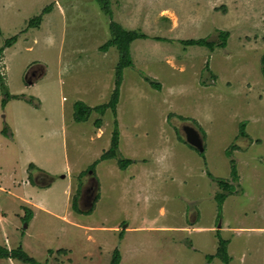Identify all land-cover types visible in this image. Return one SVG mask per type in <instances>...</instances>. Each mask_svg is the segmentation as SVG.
I'll return each mask as SVG.
<instances>
[{
	"label": "rangeland",
	"instance_id": "obj_1",
	"mask_svg": "<svg viewBox=\"0 0 264 264\" xmlns=\"http://www.w3.org/2000/svg\"><path fill=\"white\" fill-rule=\"evenodd\" d=\"M108 1L114 23L148 39L130 45L116 117L108 109L76 124V101L95 108L112 96L119 54L99 50L111 40L109 18L95 0H0V48L18 39L0 57V75L8 94L20 97L2 109L0 87V177L16 164L20 182L29 162L67 175L18 196L0 193V250L21 251L33 264H110L115 250L119 264H209L221 239L229 264H264V0ZM47 8L42 25L30 28ZM220 32L229 33L225 48ZM188 40L216 46L181 45ZM115 121L119 157L135 161L125 170L116 160L99 162ZM183 123L202 134V154L178 138ZM241 125L247 138L239 137ZM206 173L233 184V194ZM86 176L83 211L98 197L90 215L73 208ZM37 188L48 190L44 200ZM220 193L227 198L219 212ZM22 200L65 219L35 211L26 222L32 209ZM0 264L24 263L0 257Z\"/></svg>",
	"mask_w": 264,
	"mask_h": 264
},
{
	"label": "trees",
	"instance_id": "obj_2",
	"mask_svg": "<svg viewBox=\"0 0 264 264\" xmlns=\"http://www.w3.org/2000/svg\"><path fill=\"white\" fill-rule=\"evenodd\" d=\"M95 1L99 4L103 14L109 18V20H110L109 29L111 32V40L108 41L106 44H104V46L100 47L99 50L102 53H106L109 48L115 47L118 54H119V61H118V64H117V67L115 70L114 89H113L110 101L107 104H103V105L97 106L95 108H90V107L86 106L84 103H82L80 101H76L73 105V119H72L73 122L76 124L86 122L89 119L92 112L100 114V116H103L108 109H110L112 111L113 116L116 117V106L118 105L119 95H120V87L122 84V71L126 68L132 67V61H131L130 52H129L130 45L136 40L148 39V36H146L145 34H142L138 31L137 32L126 31L120 25H118L117 23H114L112 21V16H111L112 14L110 11V2L108 0H95ZM49 12H50L49 8L44 10L41 16H39L38 18H36L35 20H33L29 23V27L30 28H38L40 23H41V17L44 15H47ZM219 37H220V42L218 43L219 48H225L227 38L229 37V33L228 32H220ZM154 40L160 41L159 39H154ZM16 41H17V36L6 40L4 42L3 47L0 48V57L3 55L4 51L6 49L11 48L16 43ZM180 43H181V45L183 44V46H185V47H193V46L194 47H206L211 52L213 51L214 47L216 46L215 43H210L206 40H198V41L188 40V41H181ZM261 60H262L261 63L264 66V57ZM206 69H207V67H206ZM263 74H264V71H263ZM144 81L146 83H148L152 88H154L158 91L161 89L159 84H156L155 82L149 80L148 78H145ZM2 82L3 81H2V78L0 75V87H1V90L3 91V97H4L2 102H1V108L3 109V108H5L6 104L9 101H11V100L12 101H15V100L19 101L20 97L9 95L7 88L4 87L5 85ZM101 126H102L101 120H97L95 122V128L100 129ZM1 133L3 135L7 136V127L4 128L1 131ZM239 137L247 138L246 134L244 133V125L240 126ZM178 138L181 140L180 137H178ZM118 146H119V133H118V125H117V122L115 121L114 122V131H113L111 144H110V149L108 152H106L100 156L99 162L111 160V159L116 160L120 170H125L127 167L132 165L134 162L132 160H124L123 158H120L119 152H118ZM228 153L229 152H226V154H228ZM96 165H97V163H95L90 168L91 171H94V168ZM231 165L232 166H231L230 175L232 178V182L234 181V183H236L238 180L236 168H235L233 162H231ZM33 168H34V166L32 164H30L29 169L31 170ZM206 175L209 179H211L213 182H215V184L223 192L228 193L229 195L233 194V189H232L233 184L231 185V184H228L227 182H225L223 180H217V179L213 178L209 173H206ZM29 183L31 185H34L31 175L29 176ZM226 198L227 197L223 193L215 195V199L218 202V211L219 212L221 211L222 205H223ZM75 201L77 202L76 198H74V201H73V208L75 209V211L78 214L90 215V213L94 209V204L98 201V197H95L91 209H89L88 211H85V212H80L78 210L77 205L75 204ZM26 214L27 215H25L23 220L26 222H29L31 220L33 214L29 210L26 212ZM218 243H219L218 244L219 246H218V250L216 252L217 254L214 256H207L206 261L209 264H211V262L215 258H217V257L223 258L224 257V260H223L224 264H229L231 259L228 257L227 250H226L228 243L221 240V239H219ZM0 257H5V258L8 257L10 259H14L15 261H20L24 264H33V263H31L32 260L29 259L21 251L3 252L2 250H0ZM119 262H120L119 251L115 250L113 255H112L110 264H119Z\"/></svg>",
	"mask_w": 264,
	"mask_h": 264
},
{
	"label": "crops",
	"instance_id": "obj_3",
	"mask_svg": "<svg viewBox=\"0 0 264 264\" xmlns=\"http://www.w3.org/2000/svg\"><path fill=\"white\" fill-rule=\"evenodd\" d=\"M43 17V16H42ZM42 25V19H41V23H40V25H39V27ZM18 42V39H17V41H16V43ZM16 43L14 44V45H16ZM4 45V44H3ZM13 45V46H14ZM12 46V47H13ZM3 47V46H2ZM11 47V48H12ZM11 48H9V49H11ZM6 50H8V49H6ZM5 50V51H6ZM5 51H4V53H5ZM3 53V54H4ZM38 66H40V67H42L41 65H38ZM45 74V70H44V72H43V75ZM42 75V76H43ZM27 77V76H26ZM42 78V77H41ZM30 82V81H29ZM32 84H34V82H32V83H30V85H32ZM121 88V87H120ZM97 130V135H99V132H100V129H96ZM96 135V136H97ZM134 163H135V161L134 160H132ZM133 163V164H134ZM30 164H32L33 166H34V168L33 169H29V165ZM38 168V169H37ZM37 168L35 167V165H34V162H29V164H28V166H27V171L26 170H24V171H26V174H28V176H25V174H23L22 176H23V179L22 180H20V182H19V180L16 178V176H17V171H18V166L15 164V165H13V172L12 173H10V171L8 172V174L6 175V176H3V177H0V193H5V194H8V195H10L11 197H13V196H18V194L19 193H21V192H23V191H25L26 190V188L27 187H29V185H30V183H29V176L31 175V177H32V181H33V186H35V187H38V188H47V187H50V186H52L53 184H54V182L56 181V180H65L66 178H67V175L66 174H62L61 175V172H55V171H51V172H53V173H55V174H57V175H61V176H58V177H56L57 175H49L48 173H46V172H42V171H40L39 170V167L37 166ZM65 169H67V166L65 167ZM37 177H39V178H37ZM88 177H93L92 176V174H90V175H88ZM81 179V181H80V188H81V193L80 194H74V197L76 196V200H77V202H78V205H79V208H78V206H77V208H78V210L80 211V212H84L83 211V209H82V207H83V200H84V198H82V192H83V190H82V188L84 189V186L85 185H88V178H87V176H86V178L85 179H83L82 180V178H80ZM93 179H94V177H93ZM94 182H95V184L97 185V183H96V181L94 180ZM98 186V185H97ZM15 187H17V188H15ZM24 187H26V188H24ZM86 187V186H85ZM38 188H37V190H34L33 191V193L34 192H36V191H38ZM55 188V187H54ZM98 188V187H97ZM92 189V188H91ZM91 189L89 190V191H87V192H91ZM10 190H15V192H17V194H13V192L11 193L10 192ZM80 190V189H79ZM73 185H72V182H71V184H70V187H66V190L63 192V195H66V197L68 196L69 197V199L71 198V195H73V194H71V193H73ZM47 192H48V190H43V192L41 193V192H39L38 191V194H39V196H40V198H41V200H44V197H45V195L47 194ZM74 199V198H73ZM72 199V200H73ZM22 201H24V200H22ZM28 201V202H27ZM25 202V204L26 205H29L30 207H31V209H32V214H33V216H34V213H35V211H38V212H40L41 214H45V215H47L48 216V218H50V219H53V220H57V221H63L65 218L63 217V216H58V215H56V214H54L53 213V210H49L48 209V205H46V206H44L43 204H35V203H32L30 200H25L24 201ZM23 202V203H24ZM72 204V203H71ZM96 204H97V202H96ZM32 216V217H33ZM69 225V224H68ZM69 226H71V225H69ZM71 227H73V226H71ZM75 229L77 230V229H79V228H77V227H75Z\"/></svg>",
	"mask_w": 264,
	"mask_h": 264
},
{
	"label": "water",
	"instance_id": "obj_4",
	"mask_svg": "<svg viewBox=\"0 0 264 264\" xmlns=\"http://www.w3.org/2000/svg\"><path fill=\"white\" fill-rule=\"evenodd\" d=\"M176 131L184 144L196 150L200 154L204 152L202 134L192 125L187 123H183L182 125L180 124L177 126Z\"/></svg>",
	"mask_w": 264,
	"mask_h": 264
},
{
	"label": "clouds",
	"instance_id": "obj_5",
	"mask_svg": "<svg viewBox=\"0 0 264 264\" xmlns=\"http://www.w3.org/2000/svg\"><path fill=\"white\" fill-rule=\"evenodd\" d=\"M81 193V192H80ZM85 212V211H84Z\"/></svg>",
	"mask_w": 264,
	"mask_h": 264
},
{
	"label": "flooded vegetation",
	"instance_id": "obj_6",
	"mask_svg": "<svg viewBox=\"0 0 264 264\" xmlns=\"http://www.w3.org/2000/svg\"><path fill=\"white\" fill-rule=\"evenodd\" d=\"M36 71V70H35ZM90 193V192H89Z\"/></svg>",
	"mask_w": 264,
	"mask_h": 264
}]
</instances>
